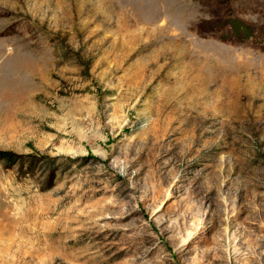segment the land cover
Masks as SVG:
<instances>
[{
  "label": "rangeland",
  "instance_id": "1",
  "mask_svg": "<svg viewBox=\"0 0 264 264\" xmlns=\"http://www.w3.org/2000/svg\"><path fill=\"white\" fill-rule=\"evenodd\" d=\"M0 152V264H264V0H0Z\"/></svg>",
  "mask_w": 264,
  "mask_h": 264
},
{
  "label": "trees",
  "instance_id": "2",
  "mask_svg": "<svg viewBox=\"0 0 264 264\" xmlns=\"http://www.w3.org/2000/svg\"><path fill=\"white\" fill-rule=\"evenodd\" d=\"M0 155L2 156V158H5L7 156L5 153H1V152H0ZM12 162H15V161H12Z\"/></svg>",
  "mask_w": 264,
  "mask_h": 264
}]
</instances>
